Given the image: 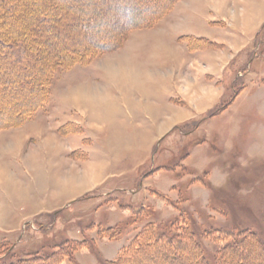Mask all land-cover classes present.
<instances>
[{
  "label": "rangeland",
  "instance_id": "obj_1",
  "mask_svg": "<svg viewBox=\"0 0 264 264\" xmlns=\"http://www.w3.org/2000/svg\"><path fill=\"white\" fill-rule=\"evenodd\" d=\"M122 1L0 0L1 37L33 42L30 58L0 61L1 71H17L19 64L26 73L20 95L31 96L30 102L40 97L35 87L63 47L90 45L92 36L111 43L56 66L34 116L0 129V169L10 171L0 183V253L10 247L17 261L51 252L68 238H88L75 260L98 264L99 258L114 259L155 221L163 228L192 226L214 262L217 249L234 238L209 234L253 231L258 238L248 247L228 249V264H264V19L245 36L231 32L237 27L223 29V21L201 27L210 14L206 5L216 10L214 0H157L154 9L165 6V15L128 29ZM192 3L203 18L182 8ZM75 5L81 12L73 19L68 12ZM257 7V13L264 10V0ZM245 13L238 27L248 31L256 12ZM74 21L83 22L84 31L62 35ZM199 27L213 37L185 34ZM164 35H180L187 59L180 75L163 65L168 52L156 39ZM193 52L211 58H191ZM170 74L178 82L166 91L156 82ZM2 82L6 112H19L25 106L13 92L17 83L6 76ZM53 134L59 138L50 139ZM180 241L147 249L135 264H199L192 245Z\"/></svg>",
  "mask_w": 264,
  "mask_h": 264
},
{
  "label": "trees",
  "instance_id": "obj_2",
  "mask_svg": "<svg viewBox=\"0 0 264 264\" xmlns=\"http://www.w3.org/2000/svg\"><path fill=\"white\" fill-rule=\"evenodd\" d=\"M156 1L157 0H154L152 2L146 0H123L122 2H120L123 15L126 18V24L128 26V29L148 27L153 25L155 22L157 23L158 19L161 18V16L165 15L167 9L165 8V6H161L158 9H154V7L158 3ZM69 9L70 10L68 13L69 15L73 16V19L76 18L74 16L75 13L81 12L80 7L78 8L76 7V5L70 7ZM33 14H34L33 12H30L29 15L30 19H33L32 17ZM43 27L46 30H50L48 26L47 28L45 25ZM80 31L81 32L84 31L83 22L82 23L80 22L79 24L77 22L75 23L74 21V24L70 25L69 31L66 32L62 31V35L63 34L76 35ZM97 39L99 38L92 36L91 38L92 44L84 45V46L77 45L73 50H71V48H68V46H65L62 48L65 49V52L60 54L61 56H57V59H53V61H48L47 62L48 66L45 70L46 79L45 76H43L41 84L38 85V87H35L37 91L38 90L40 91L41 95L35 101L32 102H30L31 96L24 97L20 95L21 92L25 90L24 75L26 74V73H21L20 65L18 64L17 71H13V72L7 70L1 71L0 69V81L3 78H5V76L8 82L12 80L15 81L17 83L18 89L17 91H13V92L17 93L18 94L17 96L19 97L22 96L20 99L21 101L20 100L19 101L22 103L23 106H25L22 109L20 107V111L17 113L13 111L9 115L8 112H6L4 107L5 103L2 104L1 101L2 99L7 98L8 94L4 92L6 87H3L4 84L2 82L1 84L2 86H0V96H1L0 129L19 125L34 116L37 108H39L41 104L45 103L46 101V94L43 92L48 90V86L50 82L48 80L50 79V76L53 70H55L56 66L58 65L66 66L65 63L68 61V58H75L77 60L78 57H80L79 54L85 56L84 54L86 53V51H88L92 47L96 48L98 51H100L102 47L104 48L111 47V43H107V44L100 43L99 41H97ZM31 44H33V42L30 40V38H26L25 40L20 39L19 36H10V38H5V37L3 38L1 37L0 34V61L4 59L7 60L6 61L7 63H9L10 59L8 56L12 58L13 55L14 56L16 55V58H20V59L30 58L33 52V48ZM86 55L88 56L89 54ZM63 59H64V64L62 62ZM14 60L16 59H13L11 61L15 62ZM13 64L16 66V63ZM30 88L33 89L32 87ZM142 210L144 211L146 210L147 213L150 212L149 211L150 209L145 207H141L139 209V211ZM169 225H170L169 227L163 228L160 227V225H158L155 221L148 222L145 225V228H143V230L139 233V235L129 245L125 246L123 250L114 259L99 258L100 261L98 262V264H131V263L135 264L139 260L141 255H145V253L148 251L147 249L150 248V250L154 251L156 250V246H158L159 248L165 247L166 245H169L171 242H174L176 245L177 242L183 239H186V241H188V243L192 245V249H194L193 261H195L196 263L199 262V264H228L231 260V255L229 254L228 249H236L239 246L243 249L244 247H248L250 241L255 240V237L258 238V235L253 231L247 232L246 230H239V231L218 230L217 232L209 234L208 231L200 230L198 228V231L200 230L201 234L216 235V238L219 240L225 241L234 238L232 241H228L222 244L220 249H217V251L214 253V260H215L214 262L206 254L204 245L197 239L196 229L194 230L192 226L189 227L188 224H186L185 228L183 229H181V227L174 226L173 222L170 223ZM115 229H116L115 226L106 227V231L112 230L113 232ZM188 229L190 230L188 231ZM85 243L87 244L89 243L88 238H84V239L68 238L64 242L56 245V249L51 252L39 253L38 251H36L33 254H29L23 257H18L17 261L11 260L16 255V252L10 247H8L7 249H5L0 253V264H34L38 260L39 261L43 260L46 262V264H50V263L78 264V262L75 260L76 257L74 252ZM180 243L182 242L180 241ZM161 254L163 255V253Z\"/></svg>",
  "mask_w": 264,
  "mask_h": 264
},
{
  "label": "crops",
  "instance_id": "obj_3",
  "mask_svg": "<svg viewBox=\"0 0 264 264\" xmlns=\"http://www.w3.org/2000/svg\"><path fill=\"white\" fill-rule=\"evenodd\" d=\"M194 1V0H192ZM258 1L259 0H214V7L216 8L215 9H212L210 6V3L208 5H206L205 9L206 11L210 12V14H207L205 16H201V15H197V9H194L196 8L194 5V3H192V7H191V4L190 5H187L186 7H182V8H185V12L187 14H189V16H194L193 19H196L197 17L198 18H203L204 19V23H202V26L201 27H204L208 24H211L212 22H215V21H223V22H226L223 29L226 28V29H230L233 28V27H237L234 29L231 30L234 31V32H239L241 33V35H249V33H251L252 30H254L259 24L260 22L264 19V10L261 9L260 11H258L259 13H257V5H258ZM235 5H233V4ZM178 6V4H176L175 8ZM194 7V8H193ZM254 10V12H256V14H253V16H250L251 19L249 20L248 19V23H247V26H250L249 30L248 31H243L240 29V27H238V25L240 23H243L244 21V17L246 16V11L247 10ZM211 11H216V15H213L211 17V14L212 12ZM253 12V11H252ZM178 14V12H176V15ZM244 14V15H243ZM191 16V17H192ZM207 16V17H206ZM208 20V22H207ZM170 21V20H169ZM172 21V20H171ZM229 21V22H228ZM247 22V20L245 21ZM252 22V23H250ZM165 23L168 24V21H164V24L159 22V26H161V24L165 25ZM245 24V23H244ZM199 27V28H201ZM218 27V26H217ZM155 29V28H154ZM221 30L220 29L218 30L219 33H221L222 35H226L227 33L224 31V30ZM202 28L201 29H196L195 31H192V32H186L185 34H189V35H194V36H197V37H210L212 38L213 36H206L204 33H202ZM227 35H230V31ZM180 36V35H179ZM167 37L166 35L164 36H160L158 39H156L157 41V44L159 43V46H160V49L164 52H168L167 53V58H164L163 57V65L164 67H171V73L173 71H177L179 72L177 75H180L182 69H183V65H184V59L187 60L186 58H184L183 56V52H182V46L180 44L177 43V39L178 37ZM163 45V46H161ZM179 46V47H178ZM155 47H153L154 49ZM176 50H179V51H176ZM194 54H189V56L191 58H206V59H209L211 58L209 54L205 53L204 52H193ZM164 56V55H163ZM189 57V58H190ZM189 71H192V72H195L193 69H189ZM174 74V72H173ZM174 77V78H173ZM162 78V77H161ZM176 76L172 74H170V76H166V77H163L161 79V81L159 80V82H156V83H161L163 85H165V89L167 91L168 87V83L172 82L173 80L175 81L174 83H177L178 80L175 79ZM175 86V85H173ZM156 89V88H154ZM153 89V90H154ZM197 90L196 92V95L198 96L201 92H199ZM173 93H176L177 96H180L179 94H181L179 91L175 90ZM184 94L185 96L188 97L187 93H182ZM202 95V94H200ZM159 99V98H157ZM84 110H82L83 112ZM54 135V136H53ZM52 136H50V139H55L57 140L59 137L55 134H53ZM59 135V134H58ZM61 136V135H60ZM63 137V136H61ZM49 143V144H48ZM59 143V142H58ZM51 144V141H48L46 143V147L47 145L50 146ZM6 170V167H4V169H0V183H3V179L7 178L6 176L10 175V171L8 170L9 173L5 174L4 171ZM9 177V176H8Z\"/></svg>",
  "mask_w": 264,
  "mask_h": 264
}]
</instances>
